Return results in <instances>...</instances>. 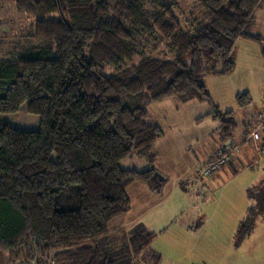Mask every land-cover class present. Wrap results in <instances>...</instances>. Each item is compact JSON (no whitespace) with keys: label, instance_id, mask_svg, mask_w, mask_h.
<instances>
[{"label":"trees","instance_id":"trees-1","mask_svg":"<svg viewBox=\"0 0 264 264\" xmlns=\"http://www.w3.org/2000/svg\"><path fill=\"white\" fill-rule=\"evenodd\" d=\"M5 3L37 18L0 48V251L21 264H159L155 232L110 229L130 209L129 184L165 186L153 150L164 132L146 107L208 101L202 79L233 71L239 39L262 42L251 28L264 0H0V15ZM22 105L35 129L3 118ZM206 116L231 137V111ZM251 130L264 156V120ZM130 155L144 167L122 168ZM247 194L249 215H264V188Z\"/></svg>","mask_w":264,"mask_h":264},{"label":"rangeland","instance_id":"rangeland-1","mask_svg":"<svg viewBox=\"0 0 264 264\" xmlns=\"http://www.w3.org/2000/svg\"><path fill=\"white\" fill-rule=\"evenodd\" d=\"M3 7L0 48L15 42L23 29L29 32L37 18L16 14L14 6ZM254 31L260 34L262 42L239 39L230 74L202 79L208 101L178 103L167 99L146 107L147 120L165 133L153 149L160 166L158 173L166 180L164 190L169 192L176 184L174 193L143 216L146 223L154 217L159 218L158 225L166 223L162 235L158 234L152 245L160 251L159 264H264V215H249L252 200L247 194L252 187L264 188V156L255 151L252 140L244 138L260 118L264 120V24ZM237 94H247L245 106L238 105ZM215 108L232 112L235 128L229 139L220 135L218 121L204 117ZM3 118L24 130L35 129L38 123V117L26 112L25 105ZM240 145L243 147L238 148ZM221 146L236 147L230 159L231 168L224 165L201 179H191L193 168L203 173L207 157ZM226 158L221 160L226 163ZM142 163L130 155L120 165L140 169ZM0 264L21 263H10L0 251Z\"/></svg>","mask_w":264,"mask_h":264},{"label":"crops","instance_id":"crops-1","mask_svg":"<svg viewBox=\"0 0 264 264\" xmlns=\"http://www.w3.org/2000/svg\"><path fill=\"white\" fill-rule=\"evenodd\" d=\"M262 24H264V8H262L261 10H259L256 13L255 21H254V24H253V26L251 28V33L253 35H255V34L260 35V34L256 33V31H254V28L256 26H259V25H262ZM215 127L216 126H214V128ZM250 131H252V130H250ZM246 135H247V133L244 136H246ZM164 137H165V135L163 136V138ZM163 138H161L159 140V143H160V141L162 142ZM156 143H155L154 147H156V145H157ZM235 146H237V145H235ZM242 147L243 146L240 145L238 148H242ZM221 148H222V146L218 147V149L216 151H219ZM234 149H236V147L235 148H233V146L229 147L228 150H230V155L231 156H229L230 157L229 160L224 164L225 167H230L231 168L230 159L232 157ZM242 151H243V149H242ZM207 158H208L207 162L203 166H206L208 164L209 165L214 164L212 167H210V170H212V169H214V170L216 169L217 170L218 168H221V167L224 166L223 165V166H219L218 167V164L215 165L216 153H213L212 156L207 157ZM133 166H137V165L134 164ZM155 166H156V169H158V167H160L158 165V163H157V159H156ZM143 167H144V164L142 163L141 168H143ZM210 170L207 173V175L211 172ZM231 172L235 173V172H233V170H231ZM192 173H193V176H191V179H199V177L201 179L202 175H206V173H200V172L198 173V172H196L195 171V167L193 168V172ZM175 189H176V184H173V186H172V188L170 189L169 192H167L166 190L163 189L162 194L157 196V195H154V194L148 192L146 190V188L144 186L140 185V184H137V183L129 184L127 186V188H126V192H127L128 197L130 199V209L124 215H122L120 217H117L114 220H112L110 222V229H117L119 227H129V226L133 225L134 223H142L148 230L156 232V236L158 234L162 235L161 233H162V231L164 229V226H166L165 225L166 223L158 225L160 220L157 217L152 218L149 223H146V221L143 220V216H146L149 213L150 209L155 208V206H157L158 204L163 202L170 193H174ZM142 201L144 203H141ZM155 239H156V237H155ZM155 239L153 240V242L151 244V248L154 251H156V252H158L160 254V251L158 249L152 247V245L155 242Z\"/></svg>","mask_w":264,"mask_h":264},{"label":"built area","instance_id":"built-area-1","mask_svg":"<svg viewBox=\"0 0 264 264\" xmlns=\"http://www.w3.org/2000/svg\"><path fill=\"white\" fill-rule=\"evenodd\" d=\"M253 137L256 138V134L252 133ZM261 152L264 153V146L261 147Z\"/></svg>","mask_w":264,"mask_h":264}]
</instances>
